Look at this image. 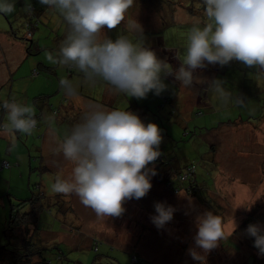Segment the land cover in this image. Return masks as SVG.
I'll list each match as a JSON object with an SVG mask.
<instances>
[{"label": "rangeland", "instance_id": "1", "mask_svg": "<svg viewBox=\"0 0 264 264\" xmlns=\"http://www.w3.org/2000/svg\"><path fill=\"white\" fill-rule=\"evenodd\" d=\"M162 1L168 2V10L163 13L157 10L161 20L159 23L156 17L151 20L153 28L146 31L151 36L142 35L143 45L155 49L157 47L153 44L156 40L150 38L161 39L172 46L180 62L188 30L193 26L203 27L206 22L204 8L200 3L190 0ZM191 6L196 8L194 12H189L188 8ZM164 13L167 17H164ZM139 24L141 27L144 25ZM2 25L5 30L10 31L5 19L2 20ZM39 30L46 32L42 25ZM13 32L17 34L13 39L18 44L6 42L0 49V55L4 53L8 59L7 62L0 60V98H15L18 102L32 106L35 113L41 111L43 123L38 122L39 129L31 136L18 133V137L14 134L5 140L0 134V156L9 161L10 157L17 160L16 157L20 155L22 162L18 167L12 163L13 169H0L1 247L8 244L2 234L6 220L16 212L30 211L29 200L37 198L38 202L39 195L44 194L45 200L52 204L40 212L37 232L36 225H30L28 233L34 234L35 246L41 249L43 258L51 260V264H133V255L144 259L142 264H200L189 255V249L194 246L193 237L197 232L195 219L205 211L220 216L225 230V238L219 242L218 247L206 254L205 264H264V256L259 255L258 249L253 246L254 238L246 232L250 224L264 225V167L258 171L254 166L264 157V136L258 138L259 134L264 135V72L248 68L238 61H232L223 67L208 65L204 69H197L195 89L192 86L183 87L178 93L181 99L186 100L187 89L198 91L200 100L197 98L192 109L187 107L188 101L182 107H175L170 103L167 107L162 106V98L168 99V96L178 92V89L171 88L174 84L169 78L164 79V83L169 86L168 90L160 96L149 93L146 99H136L141 106L136 111L142 122L154 123L162 130L163 140L159 151L171 164L170 178L177 170L184 171L187 166H194L196 180L202 186L198 196L173 193L164 184L157 183V180L160 183L162 180L156 174L151 177L152 188L148 194L140 200L126 201L123 205L126 211L120 217L98 218L75 194L62 196L65 201H69L72 211L69 212L67 204L68 212L60 215L56 209L61 204H53L58 201V194L51 192L50 185L56 175L71 179L73 165L64 160L62 154H55L56 144L52 140L44 141L45 144L48 143L47 150L40 154L39 150L43 145L39 135L42 136L48 129L51 136L55 133L62 138L63 133L69 130V124L64 119L61 120L62 112L51 126L44 119L52 114V108H58L63 92H57L56 88L44 104L33 103L38 92L49 94V86L43 87L39 83L47 76L46 73L32 78V70L36 66L32 67L31 61L36 60L51 67L46 64H50L47 55L52 53L48 49L36 53V48L32 47L31 54L23 62L16 61L22 47H29L31 39L24 37V27L21 24L14 27ZM35 34L34 40L41 33ZM120 34L129 35L134 42L138 38V35L132 36L136 33H130L128 27L122 28L120 25L110 32V38L115 40ZM52 37L42 35L39 38L40 49L50 48L47 44L51 43ZM53 49V54L56 55L59 50L55 45ZM171 54L165 52L162 58L173 66L177 62ZM63 69L67 74L66 68ZM59 72L62 74V69ZM212 80L223 81L233 97L244 100V106H240L235 100L224 102L218 99L208 87V82ZM77 85L79 88L78 82ZM87 88L84 85L82 93L92 97ZM91 92L96 94L95 90ZM147 108L148 115L144 114ZM5 117L6 114L4 120ZM224 124L235 126L224 129ZM261 165L260 163L259 167ZM40 166L48 170L44 171ZM187 184L184 182V185ZM36 185L41 188L37 189ZM162 186L169 190V194L182 198L172 200L177 202L173 219L158 229L150 219L157 215L154 205L159 202L172 207ZM45 200L41 202L44 208ZM232 219L238 225L233 233ZM62 225L65 227L62 228ZM7 248L13 250L14 246L8 244ZM55 252H59L61 260L56 259ZM38 260L34 257L29 264H41V260Z\"/></svg>", "mask_w": 264, "mask_h": 264}, {"label": "clouds", "instance_id": "2", "mask_svg": "<svg viewBox=\"0 0 264 264\" xmlns=\"http://www.w3.org/2000/svg\"><path fill=\"white\" fill-rule=\"evenodd\" d=\"M47 9H54L68 26L66 38L56 55L47 60L62 68L75 69L83 76V83L95 86L108 85L115 93L137 100L146 99L149 93L160 96L168 90L164 79L173 76L182 87H191L197 69L208 65H228L241 62L248 68L264 72V0H203L206 22L203 27L193 26L186 34V46L179 67L174 69L166 59L158 58L155 51L145 47L142 27L130 21L128 31L138 33L135 40L120 34L113 40L104 29H117L133 0H38ZM16 11V0H0V13ZM22 11L32 14L26 0ZM65 96L79 100L78 85L68 79L60 81ZM209 89L221 101L235 100L224 82L212 80ZM0 107L6 113L0 123V134L16 133L31 136L38 121L34 108L28 104L0 98ZM54 122V114L45 118ZM55 154L63 156L73 167L71 179L56 175L50 190L54 194H75L98 218L120 217L126 211V201L144 198L156 175L149 167L161 155L162 130L154 123L145 125L134 113L121 109L105 110L102 105H89L82 121L59 138L52 136ZM157 215L151 222L163 228L172 221L176 211L163 203L154 205ZM197 232L189 255L205 264L206 254L218 247L225 238L222 218L205 211L195 219ZM238 225L232 219V233ZM247 234L254 238V247L264 256V225L250 224Z\"/></svg>", "mask_w": 264, "mask_h": 264}, {"label": "crops", "instance_id": "3", "mask_svg": "<svg viewBox=\"0 0 264 264\" xmlns=\"http://www.w3.org/2000/svg\"><path fill=\"white\" fill-rule=\"evenodd\" d=\"M28 2L35 5V7L37 9V17L40 21L37 29L33 28L32 36H31V44L32 45L34 44L38 48V51L45 50V49L54 50L53 49L54 45H55L56 49L59 50V47H60L62 41L66 38V35L68 32V26H67L66 22L63 20V18L59 15L58 12H56L54 9H47L45 6H42L38 2V0H28ZM25 3H26V0H16V11L15 12H13L11 14H7V15L0 13V49H2V44L6 43V42H12L13 43L12 45L16 44L17 41L14 40L13 37L15 38L17 34H15L13 31H14V27H16L17 25L21 24L24 26V22L27 20V14L22 11V9H24V7H25ZM152 4H154V7H152ZM167 4H168V2L165 3L162 0H133V5L125 13V19H124V21H122L120 26L122 28L128 27L130 21H136V20L140 19L138 21V23L144 24L142 26V30H143L142 35L149 34V36H151L150 32H146V31H151V29L153 28V26H152L153 21L151 22V20L156 17L157 23H159V21L161 20V15L160 14L157 15V10L159 11V13H161V12L163 13L165 10H168ZM179 5L181 6V3H179ZM201 7L203 8V6H201ZM196 8H197V5H196ZM196 8L194 6H191L188 9H189V12H194ZM185 10L187 11L186 8H185ZM164 15H165L164 17H167V15L165 13H164ZM3 17L9 23V26H10L9 32L7 30H5L4 25H2V20H4ZM41 25L43 26L44 29H46V32H42L39 30ZM19 29L20 28H17V30H19ZM35 32L36 33L39 32L42 35L46 36L47 38H50L51 36H53L51 43L47 44V47H50V48L43 47L40 49V42H39L40 39L39 38H41L42 35L40 34L39 38L34 40V38L36 37ZM110 32H112V30L104 29V34H102V35H105L108 38H110ZM133 35H138V33L132 34V36ZM150 39L156 40L155 44H153V45L157 48L153 49L152 47L149 48V46H146V47L155 51L158 58L163 60L162 54H164L165 52L166 53L169 52V53H172V55L176 59V62L178 64L180 63L178 61V59L176 58V52L174 51L172 46L167 45V43H165L163 40L158 39V38L154 39L153 37H151ZM17 44H18V42H17ZM22 48L24 49V51H23V49H21V54L19 55V58L16 61L23 62L25 60V58L27 57V55H29V54H27L25 46H23ZM52 50H51V53H52V55H54ZM0 60H4L7 62L8 59H7L6 54L2 53L0 55ZM167 62L169 64H171L169 61H167ZM38 63H42V62H38L36 60L31 61L32 67L36 66ZM46 65H49L52 67L57 66L55 69V76H52L51 72L50 73L48 72V73H46L47 76H44L43 79H41L39 81L41 86H43V87L49 86V90H48L49 94L53 93L56 90V88H57V92H59V91L63 92L61 85H60V81L62 79H68V80L73 81L75 84H77V82L79 84V88H78L79 100H75V101L70 100L65 96V94L63 92V98H62V100L58 106V107H60V111L62 112L63 117L65 116L66 118H71V117H75V116L77 117L78 116L79 117L78 123H79L82 121L84 114L88 111L89 105H92V104L102 105L105 110L121 109V110L130 111L136 115H137V111H136L137 108L141 107L138 105L136 98L130 99V97H127L124 94L115 93L111 90V88L108 85L104 84L103 82H98L95 86H89L88 84L83 83V77H81L80 75L67 76V74L65 73V69L61 68L60 66L53 65L51 63L50 64L48 63ZM60 69H62V72H63L62 74H60V72H59ZM10 74H11V72H10ZM37 76H39V75L33 76L32 78H35ZM167 78H169L170 82H172L174 84V85H172L171 88L178 89L177 93H173L170 97L168 96V99L170 100V104L172 106L174 105L175 107H179V106L182 107V106H185L187 101H188L187 107L192 109V105H194L196 103L197 98L200 100V98H199L200 95L198 94V91L195 90L192 92L191 90L187 89L186 90V98H185L186 100H183L180 98V96L178 94L183 87L180 86L179 83L177 84L176 81L173 78H171V76H168ZM84 85H86L88 87L87 89H89V91L91 93L90 95H92V97L85 96L82 93ZM192 87L194 89L196 87L194 82H193ZM93 90L96 91V94H93L91 92ZM43 94L44 93H42V91H40V92H38L37 95H43ZM37 95H35V96H37ZM63 99H65V102ZM142 104H144V103H142ZM147 110H148V108L146 109V111ZM146 115H148V114H146ZM146 119H148V118H146ZM42 123L43 122H41L40 124H42ZM222 126L225 129V128H228L230 126H235V125L234 124H229V125L224 124ZM37 135H39V133H37ZM1 136L5 140L10 139V135L1 134ZM262 136H264V135L259 134L258 138L261 139ZM45 140H52V136L50 134H48V129L45 130V132L43 133L42 138H41L43 146L39 150L40 154H41V152L45 153L47 150L46 145L48 143L45 144V142H44ZM44 155H46V154H44ZM20 157L21 156L18 155L16 157L17 160H15L14 157H10L11 161L9 160V162L15 163L16 167H18V165H20L22 163L20 161ZM3 159H7V158L0 156V162ZM42 162L44 163L45 161H42ZM260 163L262 165L259 167ZM259 164L254 165V166L256 167V169L258 171H261L264 167V157L261 160H259ZM29 165H30V163H29ZM11 169H13V168H11ZM157 183L162 184V185L164 184V183L158 182V180H157ZM163 191H166L164 194H166L168 196V199L171 202L172 207L174 208L175 205H177V202H173L172 200L182 198V196H174L172 194H169V190L164 189V187H163ZM62 196L65 197L66 195L58 194V198H60V199H57L58 203H60L62 205V210L58 211V209H56V211L60 215H66L67 204L69 206V201H65L62 198ZM63 205H65V206H63ZM183 210L184 209H182V211ZM179 213H180V211L177 212V214H179ZM63 227H65V225H62V228ZM228 229H230V228L228 227ZM224 232H225V230H224Z\"/></svg>", "mask_w": 264, "mask_h": 264}, {"label": "trees", "instance_id": "4", "mask_svg": "<svg viewBox=\"0 0 264 264\" xmlns=\"http://www.w3.org/2000/svg\"><path fill=\"white\" fill-rule=\"evenodd\" d=\"M190 1H195L200 3L203 8V0H190ZM194 2V3H195ZM32 8H34V13L32 16H30L29 14H27V20L24 22V37L31 39L32 36V31L33 28L37 29L40 21L37 17V9L35 7V5H33L32 3H30ZM30 34V35H29ZM29 35V36H28ZM28 41V40H26ZM32 47H35L36 53H39L38 48L33 44H31V41H29V47L26 48L27 54H31V49ZM52 50V49H50ZM170 54V53H169ZM172 55V54H171ZM173 56V55H172ZM177 67H176V66ZM57 66H45L42 63H38L36 65V67L32 70V76H36V75H40L42 73H50L52 74V76H55V69ZM179 67V64H174L173 68L176 69ZM67 70V76H72V75H80L81 77L82 74L79 73L78 71H76L75 69H69L66 68ZM171 78H173V76H171ZM174 79V78H173ZM176 83L178 84V82L176 81ZM51 96L50 94L48 95H37L34 100L33 103L35 104H44L48 97ZM86 98V97H85ZM65 102V99H63ZM162 106L167 107L168 104L170 103V101H168V99L166 98H162ZM170 105V104H169ZM52 114H54L55 119L56 117H58V115H60L61 111H60V107L58 108H52L51 109ZM5 111L2 107H0V123H3L4 120V116H5ZM145 114H149V111H145ZM43 114L41 111H39L38 113H35V117L37 119V121L39 122V124L41 123V119ZM69 124V130L78 123L79 121V117L75 116V117H71V118H66L65 116L62 117L61 120H63ZM234 123V122H233ZM148 124V123H147ZM145 124V125H147ZM39 129V126L37 124V129L35 131H37ZM17 137H18V133ZM39 138H42V136L39 135ZM6 160L7 162H9L7 159H3ZM1 160V161H3ZM10 163V162H9ZM1 164V162H0ZM12 163H10V168L7 169H11L12 168ZM170 162L167 159V157L165 155H161L153 164H151V166H154L156 174L158 175V178L160 180H162L161 182L164 183L165 186H167V183H169L171 181L172 178H175L176 175L181 172L177 170V172H175L173 174V176L170 178V174L171 172L169 171V167L170 166ZM42 168V166H40ZM1 168V167H0ZM6 168H1V170H7ZM44 171L48 170L47 168H42ZM172 171V170H171ZM176 171V170H175ZM167 172V175H166ZM174 172V171H173ZM195 188L190 189L189 191V196H198L200 194V189H201V185L197 182L196 177H195ZM178 186V183H173V187H168L173 193H174V187ZM186 186V185H185ZM37 189H40L41 186L40 185H36ZM60 199V198H58ZM45 200V195L44 194H40L38 197V202H37V198H31L29 200V204L30 206V211H27L25 213H20V212H16V214H14V216H11L8 220H6L3 230H2V234L4 235L5 239L8 241L9 245L14 246L13 250H9L7 248V245H4L3 247L0 246V263H4V264H29L30 263V259L33 260L34 257L38 258L40 261L41 260V264H51V260H47V258H43L41 249L39 247H36L34 244V234H29L28 233V227L30 225H36V229L35 231L37 232V222L39 219V215L40 212L43 209H48L50 204H52V202L45 200L44 204L46 206V208H44V206L41 205V202H43ZM58 201L53 202V204H57ZM60 204V203H59ZM65 206V205H63ZM68 208V207H67ZM70 210L69 212L72 210L71 206H69ZM62 210V205L61 207L58 209V211ZM68 212V210H66ZM27 232V233H25ZM33 236V237H32ZM57 247V246H56ZM58 249V247H57ZM56 255V259L57 260H61V256L59 255V252H55ZM133 264H142L144 259L139 258L137 255H133L132 259H131Z\"/></svg>", "mask_w": 264, "mask_h": 264}, {"label": "built area", "instance_id": "5", "mask_svg": "<svg viewBox=\"0 0 264 264\" xmlns=\"http://www.w3.org/2000/svg\"><path fill=\"white\" fill-rule=\"evenodd\" d=\"M34 13V8H32V16ZM30 35V34H29ZM28 35V36H29ZM5 164V165H4ZM2 168H10V163L6 160L1 161ZM195 167L194 166H187L184 171L179 172L175 178H172L169 183H167L168 187H171L173 183H178V186L174 187V193H184L189 194L190 189L195 188ZM184 182H187V186L184 185Z\"/></svg>", "mask_w": 264, "mask_h": 264}]
</instances>
